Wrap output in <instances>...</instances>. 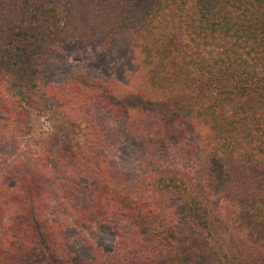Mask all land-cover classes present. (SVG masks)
Returning a JSON list of instances; mask_svg holds the SVG:
<instances>
[{
  "label": "trees",
  "instance_id": "1",
  "mask_svg": "<svg viewBox=\"0 0 264 264\" xmlns=\"http://www.w3.org/2000/svg\"><path fill=\"white\" fill-rule=\"evenodd\" d=\"M59 3L0 0V264H102L85 233L102 219L116 237L105 264H264V0ZM89 40L133 50L149 140L195 133L198 175L161 148L155 169L130 182L92 121L72 129L74 143L8 162L3 142L20 134L41 72ZM63 86L61 98L86 91L74 76ZM174 143L177 155L196 145Z\"/></svg>",
  "mask_w": 264,
  "mask_h": 264
},
{
  "label": "rangeland",
  "instance_id": "2",
  "mask_svg": "<svg viewBox=\"0 0 264 264\" xmlns=\"http://www.w3.org/2000/svg\"><path fill=\"white\" fill-rule=\"evenodd\" d=\"M53 1L61 12L60 0ZM70 45L62 51L64 53L61 54L60 59L51 61L41 72V88L36 94L37 100L32 107H29L25 118L23 116L24 122L20 124V134L15 137L14 133L8 130L9 134L3 142L7 149L8 162L13 158L34 162L42 158V149L51 150L48 147L59 146L63 143V139L74 143L76 137L72 129L78 125H88L92 121L103 130L104 147L101 148L103 154L112 166L126 174L130 182L139 181L142 176L155 169L154 154L157 150L160 152L161 148L164 150L162 152L164 160H172L180 168L198 175L200 169L196 160L201 156L203 146L201 141H198L200 144L197 143L195 133L173 136L171 134L164 137L163 147L161 143L149 140L151 135L147 134L146 128L155 123L150 115L153 109L146 110L142 102L143 79L133 50L125 45L113 44L106 47L97 40H89L82 44L73 41ZM71 76L85 80L84 94L80 91V95L68 94L66 98L55 95L57 91L66 88L63 85ZM95 89L102 92V100L94 95L97 94ZM130 94L133 96H129ZM45 95L46 107L39 111L35 105L44 104ZM126 96L131 98L128 100ZM63 102L66 104L64 105ZM9 126L6 125L4 131H7ZM193 138L196 142L195 149L194 151L190 149L188 155L182 153L177 155L166 150L172 148L175 141L183 144ZM4 167L0 165V170L3 171ZM13 183V180L8 182L9 186ZM60 184L67 183L65 180H60ZM66 202L72 203V201ZM77 204L80 202L78 201ZM113 222L114 219H102L93 230H85L90 240L105 255L102 260L104 264L110 259L116 238ZM77 228L80 229L79 225Z\"/></svg>",
  "mask_w": 264,
  "mask_h": 264
}]
</instances>
